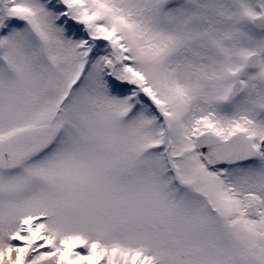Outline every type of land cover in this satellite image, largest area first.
<instances>
[{
    "label": "snow or ice",
    "instance_id": "1",
    "mask_svg": "<svg viewBox=\"0 0 264 264\" xmlns=\"http://www.w3.org/2000/svg\"><path fill=\"white\" fill-rule=\"evenodd\" d=\"M0 264H264V0H0Z\"/></svg>",
    "mask_w": 264,
    "mask_h": 264
}]
</instances>
